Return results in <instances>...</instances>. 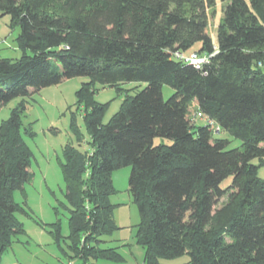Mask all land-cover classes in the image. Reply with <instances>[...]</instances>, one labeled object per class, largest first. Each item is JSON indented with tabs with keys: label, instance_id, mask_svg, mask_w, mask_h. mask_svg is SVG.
Returning a JSON list of instances; mask_svg holds the SVG:
<instances>
[{
	"label": "trees",
	"instance_id": "obj_1",
	"mask_svg": "<svg viewBox=\"0 0 264 264\" xmlns=\"http://www.w3.org/2000/svg\"><path fill=\"white\" fill-rule=\"evenodd\" d=\"M219 1L215 47L207 15L215 0H0L21 51L18 60L0 59V109L64 80L88 79L75 97L89 150L66 145L59 163L68 235L58 222L39 223L65 264H123L104 247L117 230L112 172L123 167H130L143 264L183 256L190 264H264V0ZM214 52L201 69L175 58ZM130 82L146 86L126 94L103 125L107 105L93 100L94 86ZM163 85L173 90L166 101ZM23 105L0 124V261L13 244L29 242L12 199L30 180ZM198 114L204 126H195ZM70 126L80 144L74 118ZM212 126L240 147L213 139ZM155 138L171 144L154 145Z\"/></svg>",
	"mask_w": 264,
	"mask_h": 264
},
{
	"label": "rangeland",
	"instance_id": "obj_2",
	"mask_svg": "<svg viewBox=\"0 0 264 264\" xmlns=\"http://www.w3.org/2000/svg\"><path fill=\"white\" fill-rule=\"evenodd\" d=\"M207 15L208 34L216 47V29L222 17V4L219 0H215L214 6L208 9ZM18 32V28H10L9 17L0 14V59L15 61L21 57V51L15 41ZM197 48L198 45L196 44L192 49L197 50ZM27 54L30 52L28 51ZM262 66L264 72V65ZM87 82L88 79L84 77L64 80L57 85L41 89L30 97L13 99L0 109L1 124L9 118L15 107L24 104V111L21 114V135L32 154L28 169L30 180L23 185L22 191L16 190L12 194L13 202L23 210V212L16 214V218L22 223L26 234L29 236L24 238V240L29 241L28 245H25L28 253L25 254V258L19 257L12 250H9L4 253L3 257L5 258L11 259L14 256L21 259L25 264H38L27 259H32V256H35L42 264H65L52 238L46 230L39 226V223L50 225L58 222L61 236L65 238L68 235V213L61 207V204L66 205V201L59 163L63 162L62 150L66 145H71L80 152L89 150L88 143L90 140L82 119L83 112L78 107L75 97L81 84ZM145 86V83L130 82L119 85L117 89L115 87L103 88L96 84L93 100L98 104L107 105L102 124H107L119 110L126 94L133 96ZM172 94L173 90L169 86H162L161 96L164 101L168 100ZM190 111L192 115H195L197 107L193 105ZM72 118H74L82 136L80 144L76 142L71 130ZM194 120L195 126L205 125L203 118L196 117ZM212 128L213 139L227 140L228 149L240 147V140L231 137L223 130L217 133L215 126ZM160 143L171 144L169 140L159 138H155L153 141L154 145ZM253 164H257V161L254 160ZM129 175L130 167H123L112 172V184L115 193L111 196L110 203L114 206L112 218L117 230L104 238V244H108L106 247L115 248L125 262H130L131 256L133 254L136 256V251H142L135 243V229L139 223V215L127 191ZM258 177L264 181V166L258 169ZM230 183L231 178H227L220 187L226 188ZM18 249L20 248L18 247ZM13 250L16 253L15 247ZM99 264L113 263L99 261Z\"/></svg>",
	"mask_w": 264,
	"mask_h": 264
},
{
	"label": "crops",
	"instance_id": "obj_3",
	"mask_svg": "<svg viewBox=\"0 0 264 264\" xmlns=\"http://www.w3.org/2000/svg\"><path fill=\"white\" fill-rule=\"evenodd\" d=\"M25 245H28V243H24V242L23 243H16V244H13L12 247H11V249H9V250H12V252L14 254H16V255H19V257H25L26 258V255L25 254H27L28 252H27V250L25 248ZM38 246H39V244H38ZM105 246H108V244H106ZM14 247L16 248V253L13 250ZM18 247L20 249H18ZM27 259L30 262H32V263H34L33 261H35L38 264H42L40 262V260H38L37 258H35V256H32V259L31 258H27ZM130 260H131L130 262H125L124 261L123 264H143V251H141V252L140 251H136V256L133 254L131 256V259ZM161 263L162 264H190L189 263V258L187 256L186 257L184 256V257H181V258H178V259H175V260H170V261H161ZM0 264H25V263L22 262L21 259L15 258L14 256H12L11 259H9L7 257L5 258V257L2 256L1 261H0ZM97 264H99V262Z\"/></svg>",
	"mask_w": 264,
	"mask_h": 264
},
{
	"label": "built area",
	"instance_id": "obj_4",
	"mask_svg": "<svg viewBox=\"0 0 264 264\" xmlns=\"http://www.w3.org/2000/svg\"><path fill=\"white\" fill-rule=\"evenodd\" d=\"M215 54L212 53L211 55L209 56H206V55H203V56H199L195 53H191L189 55H185V54H179V53H176L175 54V58L179 61H182L183 63L185 64H188V65H191L193 66L194 68L196 69H201V67L204 65V64H207L209 62V59ZM198 116L200 117L201 115L198 114ZM71 264H74V263H71Z\"/></svg>",
	"mask_w": 264,
	"mask_h": 264
}]
</instances>
